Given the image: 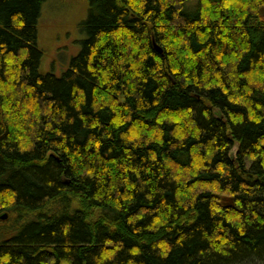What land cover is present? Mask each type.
<instances>
[{"label":"trees","instance_id":"trees-1","mask_svg":"<svg viewBox=\"0 0 264 264\" xmlns=\"http://www.w3.org/2000/svg\"><path fill=\"white\" fill-rule=\"evenodd\" d=\"M46 1L0 0V264H264V0H88L61 76Z\"/></svg>","mask_w":264,"mask_h":264},{"label":"rangeland","instance_id":"rangeland-1","mask_svg":"<svg viewBox=\"0 0 264 264\" xmlns=\"http://www.w3.org/2000/svg\"><path fill=\"white\" fill-rule=\"evenodd\" d=\"M88 8V0H47L43 4L38 24L43 73L61 76L79 53L86 37L81 24L88 19Z\"/></svg>","mask_w":264,"mask_h":264},{"label":"water","instance_id":"water-1","mask_svg":"<svg viewBox=\"0 0 264 264\" xmlns=\"http://www.w3.org/2000/svg\"><path fill=\"white\" fill-rule=\"evenodd\" d=\"M2 219H6L7 218V214H4L1 216Z\"/></svg>","mask_w":264,"mask_h":264}]
</instances>
